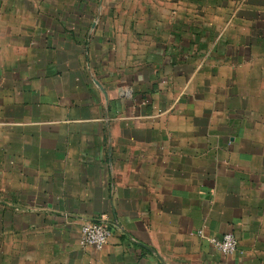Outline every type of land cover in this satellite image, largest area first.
Here are the masks:
<instances>
[{
	"label": "crops",
	"instance_id": "1",
	"mask_svg": "<svg viewBox=\"0 0 264 264\" xmlns=\"http://www.w3.org/2000/svg\"><path fill=\"white\" fill-rule=\"evenodd\" d=\"M223 1L0 0V264H264V0Z\"/></svg>",
	"mask_w": 264,
	"mask_h": 264
},
{
	"label": "built area",
	"instance_id": "2",
	"mask_svg": "<svg viewBox=\"0 0 264 264\" xmlns=\"http://www.w3.org/2000/svg\"><path fill=\"white\" fill-rule=\"evenodd\" d=\"M106 221L85 222L80 228L79 243L82 246H92L101 249L108 241L111 231ZM201 234V231H198ZM209 243L221 254L230 255L237 250V239L231 232L219 237H209Z\"/></svg>",
	"mask_w": 264,
	"mask_h": 264
},
{
	"label": "rangeland",
	"instance_id": "3",
	"mask_svg": "<svg viewBox=\"0 0 264 264\" xmlns=\"http://www.w3.org/2000/svg\"><path fill=\"white\" fill-rule=\"evenodd\" d=\"M221 2L224 4V1L223 0H221ZM121 5H122L121 11H124L125 10L124 7H126L127 4L122 3ZM210 7H212V6H210ZM174 10L176 11L177 9H174Z\"/></svg>",
	"mask_w": 264,
	"mask_h": 264
}]
</instances>
